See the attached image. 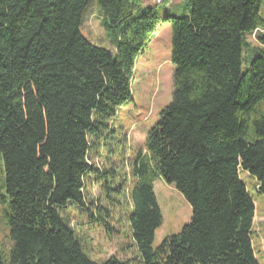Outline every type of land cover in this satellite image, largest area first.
I'll use <instances>...</instances> for the list:
<instances>
[{"label": "trees", "instance_id": "trees-1", "mask_svg": "<svg viewBox=\"0 0 264 264\" xmlns=\"http://www.w3.org/2000/svg\"><path fill=\"white\" fill-rule=\"evenodd\" d=\"M91 1L0 0L1 187L12 241L0 264H261L257 205L241 171L264 194V33L248 41L264 28V0H184L183 12L164 17L173 100L129 161L109 141L162 20L140 0H97L109 49L82 32ZM158 178L193 215L154 247L164 222ZM96 224L117 233L127 224L138 256L93 260L85 246Z\"/></svg>", "mask_w": 264, "mask_h": 264}, {"label": "rangeland", "instance_id": "rangeland-1", "mask_svg": "<svg viewBox=\"0 0 264 264\" xmlns=\"http://www.w3.org/2000/svg\"><path fill=\"white\" fill-rule=\"evenodd\" d=\"M140 2L152 9L162 23L137 60L132 82V98L119 109L115 118V128L118 132L109 141L108 148L114 150L117 157L121 154L127 156L128 161L139 147H144L150 129L158 123L161 112L173 100L175 65L172 60V25L165 22L164 17L181 13L185 9L184 0H140ZM103 19L99 2L92 0L83 14L82 32L94 44L113 49L112 39L103 27ZM262 29L263 31L259 30L248 36V41L252 45H258L257 35L264 33V28ZM120 127H123L122 132ZM125 135H127L126 141L123 140ZM110 163L108 159L99 160L101 167L107 165L109 167ZM127 174H130L129 169ZM241 177L257 205L253 237L258 259L264 264V194L258 191V181L255 176L242 170ZM4 178V161L0 153V256L6 259L12 241L8 226L9 199L5 188L1 187ZM155 191L164 216V222L157 229L153 244L157 247L167 236L179 233L191 222L193 210L184 195L161 178L155 181ZM90 196H99L97 186L92 188ZM79 222H81L79 216L74 215L72 223L78 230ZM83 229H87L86 225ZM120 229V233L108 232L107 229L96 224L93 230L87 231L88 243L85 246L87 254L96 261H103L112 256L123 260L138 256V248L131 237L128 225Z\"/></svg>", "mask_w": 264, "mask_h": 264}, {"label": "built area", "instance_id": "built-area-1", "mask_svg": "<svg viewBox=\"0 0 264 264\" xmlns=\"http://www.w3.org/2000/svg\"><path fill=\"white\" fill-rule=\"evenodd\" d=\"M259 30L263 31V29H262V28H258V29L256 30V32H257V31H259Z\"/></svg>", "mask_w": 264, "mask_h": 264}, {"label": "crops", "instance_id": "crops-1", "mask_svg": "<svg viewBox=\"0 0 264 264\" xmlns=\"http://www.w3.org/2000/svg\"><path fill=\"white\" fill-rule=\"evenodd\" d=\"M153 36H155V34H154ZM153 36H152V37H153Z\"/></svg>", "mask_w": 264, "mask_h": 264}]
</instances>
